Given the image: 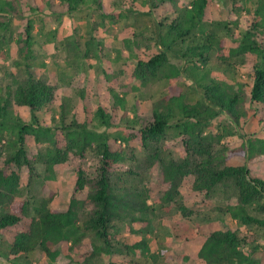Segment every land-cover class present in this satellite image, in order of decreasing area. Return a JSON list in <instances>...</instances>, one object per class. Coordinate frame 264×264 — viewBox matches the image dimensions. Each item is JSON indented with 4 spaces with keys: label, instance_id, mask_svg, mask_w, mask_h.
I'll return each mask as SVG.
<instances>
[{
    "label": "trees",
    "instance_id": "trees-1",
    "mask_svg": "<svg viewBox=\"0 0 264 264\" xmlns=\"http://www.w3.org/2000/svg\"><path fill=\"white\" fill-rule=\"evenodd\" d=\"M90 6L103 16L104 6L125 7L121 15H149L150 30H133V38H124L129 48L138 43L139 33L150 34L153 46L132 54V74L142 85L164 79L167 88L149 106L143 108L137 96L127 105L130 86L121 83L107 86L105 101L99 100L83 119L68 100L54 107L55 86L37 72L47 64L37 62L33 52L34 14L73 15ZM218 6L214 0H0V55L11 41L19 54L12 61L16 69L8 72L5 67L0 79V245L6 239L7 257L13 254L12 260L30 264L31 257L49 264H93L97 255L105 254L107 264H118V258L158 264L162 252L151 250L147 236L153 228L150 191L169 203L179 194L183 178L193 175L198 189L232 179L237 199L222 211L255 233L240 226L210 229L198 249L203 264H264V242L258 239L264 216L250 211L264 213V177L257 167L264 159V0H226L224 14ZM92 29L86 55L100 51L103 43L97 25ZM47 33L52 40L56 28ZM184 79L199 95L194 101L181 86ZM79 94L84 98L83 90ZM41 110L49 112L48 118L39 115ZM221 113L231 128L206 133L204 127ZM113 126L119 130L110 131ZM169 128L183 143L185 154L179 159L158 151L157 143ZM228 135L236 138L221 142ZM137 145L151 146L149 163L151 158L159 162L160 180L151 186H131L126 179L121 184L115 173V163L130 157L125 149ZM89 152L95 158L91 169L85 167ZM70 155L80 159L73 189L64 207H54L50 182L56 166ZM237 155L243 156L242 164H226ZM37 161L44 165L39 196L21 190L17 170L26 165L36 173ZM179 207L184 211V204ZM119 221L139 236L119 238ZM88 232L93 234L86 238ZM186 258L165 257L179 264Z\"/></svg>",
    "mask_w": 264,
    "mask_h": 264
},
{
    "label": "rangeland",
    "instance_id": "rangeland-1",
    "mask_svg": "<svg viewBox=\"0 0 264 264\" xmlns=\"http://www.w3.org/2000/svg\"><path fill=\"white\" fill-rule=\"evenodd\" d=\"M214 2L222 10L220 13L224 14L226 0H214ZM124 8L104 6L102 9L106 12L105 16L99 13L100 10L91 6L77 10L73 15H52L47 18H42L43 13L35 12L36 27L34 34L36 42L33 46V52L37 57V62L44 61L47 64L37 67V72L48 76L49 82L54 84L57 94L53 103L55 108L63 100H68L74 111L83 119L85 115H91L99 100L105 101L107 86H118L121 83L130 86V92L126 96L127 105H131L137 96L136 100H139L145 108L167 88V82L164 79L142 85L138 79L133 77L132 72L135 63L132 57L133 52L143 51L147 45L152 47L153 44L149 39V32H144L142 35L139 33L137 35L138 43H132L129 48L124 46V38H133L130 33L133 30H145V28L150 30L151 20L149 15L139 12L119 14L120 10L124 11ZM15 22L14 26L16 27L19 20ZM95 24L98 27L96 34L101 36L103 43L100 46V51H89L86 55L88 42L94 36L93 32L95 31L92 27ZM54 27L56 28V36L52 40H48L47 32ZM6 46L9 48L1 50L0 55V79L5 76V67L8 72L16 69L12 66V61L19 58L15 42L11 41L10 44L5 45V48ZM181 86L187 91L189 101H194L199 97L191 89L189 79L181 81ZM80 90L84 91V98L79 94ZM119 113H121L120 108L118 109ZM39 115L48 118L49 112L41 110ZM230 128L231 123L221 113L204 127V131L206 133L213 131L224 133ZM115 130L119 129L114 126L110 128L112 132ZM235 138L236 135H228L221 139V142ZM29 142L31 151L36 152L37 148L30 137ZM213 145L215 148L219 147L216 142ZM157 146L160 155L163 157L170 155L179 159L185 154L183 143L176 136L173 128L168 129ZM125 151L130 157L119 160L114 165L115 173L120 176L121 184H124L123 181L126 179V184L143 187L151 186L160 180L159 162L151 158L153 162L149 163L148 160V156L153 153L151 146L144 148L137 145L133 149L126 148ZM243 161V156L237 155L229 157L226 164H242ZM94 162V155L89 152L86 155L85 167L91 169ZM3 163V155H0V166ZM79 164L80 159L70 155L68 160L56 166V177L50 182L56 193L51 202L52 206L64 207L67 204ZM11 165L17 168L14 164ZM35 167L36 173L31 172L26 165L17 168V170L20 174L21 190L24 193L28 191L39 196L42 192L44 165L37 161ZM257 167L259 174L264 177V159L259 162ZM129 170H133L134 173L129 172ZM150 193L149 202L154 204V213L151 214L153 228L147 233V236L150 240L151 250L162 252L158 264H179L175 260L167 261L165 257L169 254L188 255L185 264H203L198 256V249L206 233L212 228L240 226L228 213L222 211V207L237 199V188L232 179L216 183L211 189H198L194 186V176H186L179 187V194L169 203L160 202L157 194L151 191ZM180 204L185 205L184 211L180 209ZM250 211L259 216H264V213L256 209H250ZM240 228L245 232L254 233L250 226L242 225ZM118 230L117 236L119 238L139 236V234L131 232L125 222H118ZM92 234L88 232L86 238ZM258 239L264 242V227L258 228ZM4 240V242L1 241L0 245V264H30L22 260H12L13 254H9L7 257L4 254L7 241ZM114 244H117L116 240H114ZM108 262V255L105 254L97 255L93 259V264H107ZM117 263L136 264L134 261L121 258L117 259ZM31 264L49 263L44 258L35 259L31 257ZM53 264H64V262L57 261Z\"/></svg>",
    "mask_w": 264,
    "mask_h": 264
}]
</instances>
